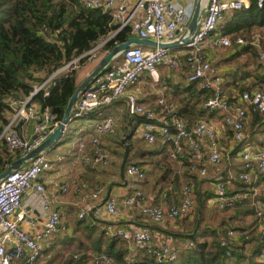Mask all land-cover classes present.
I'll return each mask as SVG.
<instances>
[{
	"label": "built area",
	"instance_id": "built-area-1",
	"mask_svg": "<svg viewBox=\"0 0 264 264\" xmlns=\"http://www.w3.org/2000/svg\"><path fill=\"white\" fill-rule=\"evenodd\" d=\"M87 9H100L110 12L114 23L118 26L107 39L94 45L87 54L68 62L58 69L45 83L36 85L34 90L25 97L14 96L4 98L3 101L10 108L8 124L0 136V143L4 144L12 153H21L22 156L30 153L45 142L60 126L61 121L50 108H43L35 102L36 95L45 90L44 86L60 78L68 77L79 68L81 60L89 56V61L99 63L107 54L102 49L119 32L129 29L133 37L141 40L154 41L157 44L178 43L174 48L133 45L128 50L118 55L110 71L96 77L91 85L79 93L68 122L64 125L61 136H66L71 124L75 121L86 119L94 114L101 115L102 111L126 97L129 105L130 116L145 118L141 138L150 146L158 142L167 148L170 161L181 162L180 158L189 155L195 159L189 165V171L199 177H207L208 167L201 166L196 161L200 156L202 141L207 139L211 144L209 163L214 167L229 163V156L224 155L218 146L216 128L206 122H199L195 128L188 131V125L179 116L178 108L169 103L162 96L156 109L145 106L139 102L134 88L141 84L142 77L148 73L155 84H160L162 75L160 67L169 70L185 69L189 84L197 83L201 92H207L205 108L209 114L222 112V123L228 127L236 144L241 145L240 161L242 171L240 179L244 182H257L260 175H264V149L255 150L246 142V126L252 112H258L264 118V90L256 88L244 92L235 100H230L224 93V82L219 70L209 61L205 48L212 40L214 48L228 49L234 44L240 47H257L259 51V64L264 72V49L261 47L262 36L253 34L250 40L242 36H218L217 31L226 17L235 11L249 9L250 0H204L205 14L198 29L190 35L189 25L194 15L195 0L188 6L178 5L168 0H137L131 6L124 0H81ZM202 1H199L200 7ZM259 8L264 7V0H257ZM189 38L187 44L183 38ZM179 52L180 55L174 53ZM49 91L45 90L47 97ZM26 123L32 128V140H26L22 128ZM86 129H92L98 137H93L91 144L93 152L88 151V144L84 138ZM103 134L115 135V120L108 117L99 122H90L88 126L78 130V135L72 142L69 153L76 156L84 165L94 168L111 162L110 155L100 147L99 136ZM68 154H60L57 160L45 152L30 160L21 169L14 170L0 183V264H36L42 257L43 244L53 238L61 227L60 213L51 209L47 203L46 189L42 178L52 171L58 162H63ZM182 166L179 165L180 171ZM125 174L129 193L123 199V204L128 208H138L143 216L150 218L155 223L165 221L176 222L180 218H189L196 210V194L192 185L182 187L180 204L164 210L148 204L143 184L146 180L144 167L130 164L126 167ZM71 184L82 196V201H89L86 209L79 214L81 220L92 217L95 220H109L119 215V199L109 198L100 203L105 189L86 188L81 186L77 178ZM30 192H35L41 197L40 202L34 206L40 210L47 220L43 228L38 227L34 209L23 210V198ZM63 193L69 192V187L62 188ZM241 198H230L226 185L219 181L216 184V197L214 201L220 210L234 209ZM25 221L28 229L22 227ZM104 227V236L127 242L134 250H142L153 255L157 264L175 262L179 252L171 244L159 248L154 247L151 233L143 228L134 227L126 230L116 225ZM221 246L226 250V257L233 258L234 247L238 246L240 253L251 256L256 248H260L257 260L264 263V207L256 211V224L254 231H240L230 229L221 239ZM195 247L193 241L189 242L186 250ZM65 260L90 261L92 264H116L112 256L102 253H83L65 255ZM134 257L129 256L128 264H133Z\"/></svg>",
	"mask_w": 264,
	"mask_h": 264
},
{
	"label": "crops",
	"instance_id": "crops-1",
	"mask_svg": "<svg viewBox=\"0 0 264 264\" xmlns=\"http://www.w3.org/2000/svg\"><path fill=\"white\" fill-rule=\"evenodd\" d=\"M124 1H128L133 6L137 0ZM168 1L188 6L192 0ZM199 1L195 0L194 12L199 5ZM203 3L204 0L202 5ZM200 8L204 9L203 7ZM231 16L232 14L228 15L219 27L218 36H234L224 33L225 26ZM262 28L261 30L263 31H260L263 33L261 35L263 38L261 47L264 49V27ZM254 31L253 29L249 37L241 36L250 40ZM211 43L212 40H209L205 48V54L209 61L219 70L224 82V93L228 99L233 101L244 92L256 88L264 90V72L259 64V48L245 49V47L234 44L228 49H218L214 48ZM174 53L180 55L178 50ZM98 64L88 61L82 65L78 70L77 84L83 83L93 73ZM111 64L113 65L114 61ZM159 71L162 75L160 84L153 83L150 75L145 73L141 84L134 88L139 102L147 107L156 109L158 100L164 96L169 103L178 108L179 112L183 110L182 119L191 130L199 122L212 124L218 132L216 142L224 155L229 156V163L222 164L219 167H214L209 163L211 144L207 139L202 141L200 156L196 159L199 165L208 167L209 174L207 177L203 178L190 173L189 165L195 159L189 155L180 158L181 162L178 163L170 161L165 145L158 142L156 145L150 146L141 138V131L145 124L144 118L129 115V105L126 97L104 109L101 115L94 114L89 118L73 122L69 133L64 137L61 136L46 151L48 156L54 158V161L57 160V156L60 154L68 155L63 162L56 163L54 169L47 172L42 178L46 189L47 203L52 210L60 213L61 227L51 240L43 244L42 257L36 264H48L49 260L63 249H65V254L60 253L62 254L60 258L62 257L63 259L61 264H68L74 261L65 260V255L68 253H105L112 256L116 261V255L121 251H125L127 264L129 256H133L137 260L142 259L144 253L142 250H134L132 246L123 240L104 236V227H110L109 225H116L126 230H132L134 227L146 229L152 235L155 248L171 244L178 250L179 256L189 251L186 250V246L193 241L189 237L191 231H193L192 234H197L199 242L211 243L213 234L217 232L218 238L222 239L228 229L240 231L255 230L256 211L258 208L264 207V176L260 178L261 182L257 187H253L252 184H256L258 180L256 183H249L251 186L248 184L249 187L247 189H241L240 186L244 182L240 179L242 171L240 161L241 145L236 144L231 130L223 125L222 112L215 114L207 112L205 103L210 94L201 92L197 83L189 84L187 81L188 74L185 69L169 70L160 67ZM191 85L199 90V95H197L196 91L193 93L194 91L188 90ZM108 117H113L115 120L116 134H103L99 136V139L100 147L110 155L111 162L108 165L102 164L97 168L91 165H84L80 159L69 153V148L77 137L80 128L88 126L90 122H99ZM261 117L259 120H255L253 114L250 115L245 130L247 134L246 142L255 150L264 149V118ZM21 128L25 139L31 141L33 135L31 126L24 123ZM93 137H98V135L92 129H86L84 138L87 141L89 152H93L94 149L91 144ZM125 145L130 147L129 164L127 163L126 167L130 164H135L144 167L146 170V180L143 188L148 204L169 210L172 206L180 204L182 187L190 184L195 190L197 202L196 210L192 216L180 218L176 222L155 223L150 218L143 216L138 208H128L123 204V199L129 193L128 179L125 174L126 167L124 176L122 175L126 152ZM159 149L164 150L163 154ZM179 165L183 167L181 171ZM73 178H77L81 186L86 188H104L105 191L100 201L102 204L109 198H118L119 215L106 221L95 220L92 217L81 220L79 214L88 207L89 201H82V196L71 184ZM219 181L226 185L230 198H236L237 196L241 198L236 208L219 209L214 201L216 184ZM63 187H69V192L63 193ZM40 200L41 197L38 194L30 192L23 198L22 203L24 211H30L31 208L34 209L35 218L39 222L38 227L42 229L47 217L42 216L41 211L34 208L35 204L40 202ZM196 222L197 226L195 229ZM21 225L28 229L25 221ZM234 251L240 253L239 247L235 246ZM240 254L243 255L242 253ZM83 262L92 264L90 261Z\"/></svg>",
	"mask_w": 264,
	"mask_h": 264
},
{
	"label": "trees",
	"instance_id": "trees-1",
	"mask_svg": "<svg viewBox=\"0 0 264 264\" xmlns=\"http://www.w3.org/2000/svg\"><path fill=\"white\" fill-rule=\"evenodd\" d=\"M250 1L249 9L232 13L225 26V34L249 37L253 28L264 27V7L259 8L257 0ZM117 28L110 12L87 9L81 0H0V136L8 124L10 113L4 98L29 95L36 85L45 83L68 62L90 52L94 45L107 39ZM131 37L130 30L125 29L105 44L102 51L109 53ZM87 61L89 56L81 60L80 65ZM112 67L110 64L104 72L110 71ZM77 76L78 70H75L56 83L48 82L44 88L49 91V95L45 97V90H42L36 95L35 102L43 108H50L62 121L68 103L79 87ZM188 90L193 93L196 91L197 95L200 93L193 85ZM252 114L255 120L261 117L258 112ZM182 115L183 110H180L179 116ZM159 150L163 154L164 150ZM21 157V153H12L0 143V174ZM262 176H259L257 183L254 182L256 184H252L253 187L259 185ZM248 184L243 182L240 188L247 189ZM196 226L197 222L195 229ZM192 233L189 237L195 242V247L169 264H264L256 258L260 248H256L249 257L234 251L233 259L229 260L218 234H213L211 243H202L198 241L197 234ZM142 252V259H134L133 264H157L153 255ZM115 262L127 264L125 251L116 255ZM68 264L85 263L81 260Z\"/></svg>",
	"mask_w": 264,
	"mask_h": 264
},
{
	"label": "water",
	"instance_id": "water-1",
	"mask_svg": "<svg viewBox=\"0 0 264 264\" xmlns=\"http://www.w3.org/2000/svg\"><path fill=\"white\" fill-rule=\"evenodd\" d=\"M205 14V10L200 8V4L197 6L194 15L192 17V20L189 25V31L190 35L194 34L196 30L198 29L199 23L202 19V17ZM182 42L187 44L189 42V38H183ZM133 45H141V46H153V47H166V48H174L178 46V43H172V44H157L154 41L150 40H141L136 37H131L126 42L116 46L114 49H112L109 53H107L103 59L99 62L96 69L93 71V73L88 76L83 83L79 85V87L74 92L73 96L71 97L68 106L65 110L63 119L61 121V124L59 128L45 141L43 142L39 147L31 151L30 153L26 154L25 156H22L17 161H15L12 165H10L2 174H0V183L3 179H5L7 176L11 174L12 171L21 169L23 166H25L30 160L35 159L39 154L47 151L50 149L60 138H61V131L64 127V125L68 122L73 108L75 106V103L78 99L79 93L84 91L86 88H88L91 83L94 81V79L98 76H100L104 71L107 69V67L115 60V58L120 55L122 52L128 50ZM14 97L19 98L18 95H14ZM22 122L19 123L18 128H20ZM188 131H191L189 127H187ZM126 146V152L124 156L123 166H122V175L124 176V170L128 161L129 157V150L130 147L128 145Z\"/></svg>",
	"mask_w": 264,
	"mask_h": 264
},
{
	"label": "rangeland",
	"instance_id": "rangeland-1",
	"mask_svg": "<svg viewBox=\"0 0 264 264\" xmlns=\"http://www.w3.org/2000/svg\"><path fill=\"white\" fill-rule=\"evenodd\" d=\"M255 31H254V34H257V35H259V36H261L263 33L262 32H260V31H263V30H261V29H263V28H261V27H256V28H253ZM256 30H258V31H256ZM243 37V36H242ZM90 60V59H89ZM88 62V61H87ZM87 62H85V63H82V65H84V64H86ZM82 65H79V63H78V66H79V68L82 66ZM79 68L77 69V70H79ZM216 234H218V232L216 233ZM65 252V249H63L61 252H59V254H56V255H54L50 260H49V262H48V264H61L62 263V261H63V259H62V257L60 258V256L62 255V254H60V253H64ZM65 254V253H64ZM45 256V255H44ZM60 258V259H59ZM44 260H45V258H44Z\"/></svg>",
	"mask_w": 264,
	"mask_h": 264
},
{
	"label": "bare ground",
	"instance_id": "bare-ground-1",
	"mask_svg": "<svg viewBox=\"0 0 264 264\" xmlns=\"http://www.w3.org/2000/svg\"><path fill=\"white\" fill-rule=\"evenodd\" d=\"M203 2V1H202ZM203 5H204V3H203ZM203 5H201V7H204Z\"/></svg>",
	"mask_w": 264,
	"mask_h": 264
}]
</instances>
